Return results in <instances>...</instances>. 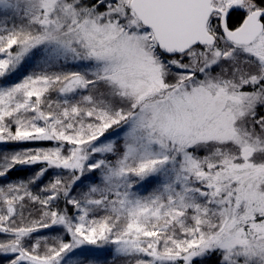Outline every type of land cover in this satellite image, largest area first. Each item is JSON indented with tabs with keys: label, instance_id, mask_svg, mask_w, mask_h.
Segmentation results:
<instances>
[{
	"label": "snow or ice",
	"instance_id": "snow-or-ice-1",
	"mask_svg": "<svg viewBox=\"0 0 264 264\" xmlns=\"http://www.w3.org/2000/svg\"><path fill=\"white\" fill-rule=\"evenodd\" d=\"M0 264H264V0H0Z\"/></svg>",
	"mask_w": 264,
	"mask_h": 264
}]
</instances>
